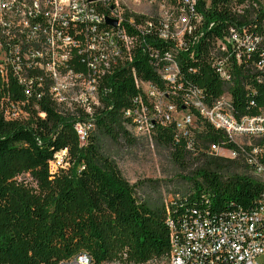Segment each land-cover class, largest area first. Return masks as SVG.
Listing matches in <instances>:
<instances>
[{
    "label": "trees",
    "instance_id": "trees-1",
    "mask_svg": "<svg viewBox=\"0 0 264 264\" xmlns=\"http://www.w3.org/2000/svg\"><path fill=\"white\" fill-rule=\"evenodd\" d=\"M194 1L189 11L180 0H167L176 11H189L192 32L186 34L182 49L173 38H158L156 15L125 12L128 33L139 35V41L145 43L134 49L132 63L120 62L102 78L100 106L92 114H60L48 99H42L22 105L29 112L12 121L6 115L9 102H0L1 263L57 264L86 253L94 264H143L168 254V218L179 223L188 214L212 216L231 209L249 210L264 193V183L248 173L252 168L257 172L253 158L264 167V138L248 140L253 144L243 149L201 118L197 119L198 129L187 134L178 131L172 121L165 125L155 122L146 136H139L132 119L124 114L136 107L141 95L137 79L165 88L159 75L164 66L161 57L173 50L178 53V80L176 94L170 93L168 99L178 110L196 114L187 101L191 89L198 90L208 106L227 95L237 116L254 115L264 108V67L257 66L264 47L252 54L244 51L241 60L231 46L228 55L217 48V41L231 30L264 35V2ZM131 19L136 26L150 22L154 27L141 35L129 26ZM226 58L229 81L214 67L216 60ZM36 106L40 113L45 112L44 117ZM77 122L92 126L83 143L74 130ZM104 139L128 146L137 140L152 141L169 150L172 162L184 172H188L190 161L201 166L183 177L189 185L187 193L159 203L140 196L146 183L131 184L124 177L104 150ZM213 144L235 152L237 159L209 154ZM253 149L262 153L255 157ZM65 150L64 164L54 170L56 156ZM20 174H30L34 188L19 184Z\"/></svg>",
    "mask_w": 264,
    "mask_h": 264
},
{
    "label": "built area",
    "instance_id": "built-area-1",
    "mask_svg": "<svg viewBox=\"0 0 264 264\" xmlns=\"http://www.w3.org/2000/svg\"><path fill=\"white\" fill-rule=\"evenodd\" d=\"M180 1L189 11L193 10L194 0ZM143 2L151 4L152 10L139 12L128 6ZM126 11L156 15L160 22L158 38L162 41L173 38L179 49L184 47L186 34L192 32L189 11L186 8L176 11L167 0H0V102H9L7 120L21 119L29 112L22 105L42 99H48L60 114H92L100 106L102 78L120 62L132 63L134 49L145 43L143 39L139 41V35L128 33L124 26ZM107 19L116 25L108 24ZM128 24L141 35L154 27L150 22L136 26L132 19ZM229 46L241 60L244 51L247 54L261 51L264 35L231 30L217 41V48L224 55H228ZM263 57L261 54L257 64L261 69ZM161 60L164 66L159 75L165 88L137 79L141 95L135 101L136 107L124 111L126 118L135 124L137 135L146 136L155 122L165 125L172 121L177 123L178 131L187 134L198 129L197 119L201 118L238 146L246 139L264 138V108L254 115L237 116L227 95L208 106L200 99L198 90L191 89L187 101L196 114L189 109L178 110L168 99L170 93L176 94L178 53L166 52ZM214 67L223 80L231 79L228 58L216 60ZM13 98L18 101H10ZM35 110L44 117L45 112L40 113L37 106ZM179 111L185 113L182 122L175 117ZM91 127L84 122L74 125L81 143L86 141ZM191 147L189 144L188 149ZM219 152L237 156L217 144L209 148V154L218 156ZM261 153L259 149L252 150L255 157ZM66 157V150L59 153L53 169L63 165ZM252 162L257 173L264 174V167L254 158ZM167 225L168 254L143 264H264L259 262L264 259V193L249 210L231 209L212 216L188 214L179 223L168 218ZM57 264H94V260L81 253Z\"/></svg>",
    "mask_w": 264,
    "mask_h": 264
},
{
    "label": "rangeland",
    "instance_id": "rangeland-1",
    "mask_svg": "<svg viewBox=\"0 0 264 264\" xmlns=\"http://www.w3.org/2000/svg\"><path fill=\"white\" fill-rule=\"evenodd\" d=\"M123 1L127 2V0ZM129 5L139 12H149L153 7L151 4L144 2L141 5ZM184 116L185 113L180 111L175 114L176 119L180 122L183 121ZM251 144L253 142L243 140L240 141L239 147L246 149L251 147ZM103 148L116 161L122 174L131 184L146 183L143 191H140V196L151 198L164 204L171 201L175 195L189 191V185L183 177L201 166L200 162L193 163V161H190L188 163L190 166L188 172H184L182 167L172 162L169 150L157 146L152 141L137 140L136 144L128 146L122 142L115 143L104 139ZM218 156L229 160L237 159V157H231L230 154H225L224 152H219ZM63 158L61 161H63ZM241 158L243 159V157ZM248 173L261 183H264V174L257 173L254 168L250 169ZM17 182L29 188H34L36 185L30 174H20L17 177ZM259 262L263 263L264 259H260Z\"/></svg>",
    "mask_w": 264,
    "mask_h": 264
},
{
    "label": "water",
    "instance_id": "water-1",
    "mask_svg": "<svg viewBox=\"0 0 264 264\" xmlns=\"http://www.w3.org/2000/svg\"><path fill=\"white\" fill-rule=\"evenodd\" d=\"M92 1H94V0H92ZM107 22H108V24L116 25L115 22H112V21H110L109 19H107Z\"/></svg>",
    "mask_w": 264,
    "mask_h": 264
}]
</instances>
